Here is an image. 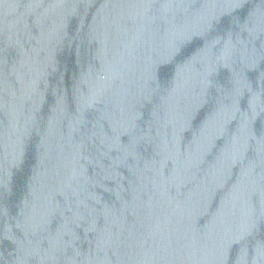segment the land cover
<instances>
[{"label": "water", "instance_id": "water-1", "mask_svg": "<svg viewBox=\"0 0 264 264\" xmlns=\"http://www.w3.org/2000/svg\"><path fill=\"white\" fill-rule=\"evenodd\" d=\"M264 176V0H0V264H221Z\"/></svg>", "mask_w": 264, "mask_h": 264}]
</instances>
